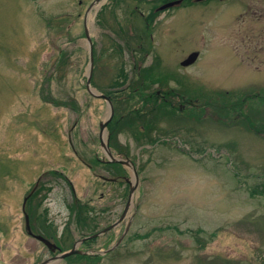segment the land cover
I'll return each instance as SVG.
<instances>
[{"label": "rangeland", "instance_id": "1", "mask_svg": "<svg viewBox=\"0 0 264 264\" xmlns=\"http://www.w3.org/2000/svg\"><path fill=\"white\" fill-rule=\"evenodd\" d=\"M92 1L0 0V264L48 256L25 232L27 193L31 230L65 248L124 212L76 244L95 264H264V0H182L147 18L156 0H102L88 14ZM89 45L92 92L137 83L134 62L139 76L148 67L143 93L174 94L173 114L145 116L140 136L115 97L111 136L99 138L108 105L85 86ZM120 66L128 77L110 85ZM102 143L132 166L104 168ZM72 198L91 208L80 226Z\"/></svg>", "mask_w": 264, "mask_h": 264}, {"label": "trees", "instance_id": "2", "mask_svg": "<svg viewBox=\"0 0 264 264\" xmlns=\"http://www.w3.org/2000/svg\"><path fill=\"white\" fill-rule=\"evenodd\" d=\"M143 70L146 73L143 76H139V71L134 74H135V80H137V83L143 82V85H144V79H145L144 76H147V68L144 67ZM125 77H126V72H124L123 66H120V72L118 74V78L114 77V79H111L110 85L117 84V83L119 84L123 80H126ZM90 82L92 85L98 88V86L92 80ZM137 83L130 84L128 82L127 85L118 89V90H122L120 93L115 91L116 92L115 95L114 96L112 95L109 98L111 100L112 107H113V115L111 116L110 120L106 124V127L110 133L109 136H111L112 127L114 128V125H115L114 121L116 119V117L114 116L115 114V106H114L115 99L114 98L115 97L116 99H120V100L123 99L124 101H126L125 107H123L122 112H120L121 114L118 118H120L121 116L130 115L129 122H126V123L133 124L135 126L133 127L134 131L138 133L140 136H143L142 131L144 128H146V125H147L146 123L152 125V123L145 122V119H144L145 116H148L155 110L158 111L157 114H159V117H163L164 115L170 116L173 114L174 109H175L173 105H169V103H166L163 99H160L155 93H149L148 95L146 93H143L142 87H144L145 85L139 86V84ZM136 91H139V92L136 93ZM108 92L109 91H107L106 95H108ZM235 102L236 101L230 102V105L234 107L236 105ZM231 112L232 110L228 108V111L226 112V114H230ZM140 116H142V119H144L143 121L140 119ZM242 118H243V121L246 122L247 126L253 129V131L258 132V131L263 130V124L261 125L260 124H250L249 119L244 114L242 115ZM116 127H118V125H116ZM140 136L134 134V138L140 137ZM101 165H103L104 168L109 169L112 173L118 172L119 170L118 168L120 166L118 165L117 162H109V161H101ZM84 207L85 205L81 204L79 201L75 202L74 204H71L70 206V212L74 213L75 215L74 223L76 225L78 224L80 226L82 223H84V218H81V214L86 211V210L83 211V209H87ZM87 258L90 259L88 256ZM78 263L86 264L84 261L80 262L79 260H77L75 264H78ZM87 264H92V260H90V262Z\"/></svg>", "mask_w": 264, "mask_h": 264}, {"label": "water", "instance_id": "3", "mask_svg": "<svg viewBox=\"0 0 264 264\" xmlns=\"http://www.w3.org/2000/svg\"><path fill=\"white\" fill-rule=\"evenodd\" d=\"M96 1V0H94ZM92 1L90 3V5L87 7V9L90 8L91 4L94 2ZM179 0L177 1H171V2H168L164 5H161L159 6L158 8H162V7H165V6H168V5H172V4H176ZM84 34L86 36V39H88V35H87V31L86 29L84 28ZM198 52L197 50H193L191 52H189L181 61L180 63L182 65H188L190 63H192L194 61V59L196 58ZM89 69H88V76L86 77V82H85V86L87 87L88 91H90V93L92 94H95L97 96H100L101 98L105 99V101L107 102L108 104V112H107V115L105 116V118L103 120H101L99 123H98V137L100 138V134L101 132L104 130L105 128V125L107 123V121L110 119L111 115H112V105L108 99V96H106L104 93H94L92 92L90 89H89V75H90V72H91V62H92V55H91V45H89ZM101 140V139H100ZM102 141V140H101ZM103 144V143H102ZM106 144V142H105ZM103 147L105 149V151L107 152V155H109V160H113V161H119L120 163L124 164V165H127V164H130L129 160L128 159H117V158H113L109 151L107 150V147L103 144ZM131 165V164H130ZM133 173H134V176H135V179H136V174H135V171L133 170ZM129 190H131L129 188ZM25 199H26V196L23 197L22 199V204H21V209L23 211V215H24V229L26 231L27 234H30L32 235L33 237H35L36 239L40 240L44 245H46L48 247L49 250L51 251H54L55 249H57L58 247L56 246V244L50 240H48L47 238L43 237L42 235L40 234H36V233H33L31 230H30V227H29V224H28V218H27V214L25 213L24 211V202H25ZM119 221V218L117 220H115L114 222H112L111 224L105 226L104 228L100 229L99 231H96L95 233L91 234V235H88V236H94V235H97L101 232H103L104 230H106L107 228L115 225L117 222ZM124 232V231H123ZM123 232L121 233V235L123 234ZM85 237L87 236H84V237H81L79 238L78 241H81L82 239H84ZM120 238V237H119ZM119 238L117 239V241L110 245L109 247H107L105 250H108L110 248H112L114 245H116V243L118 242ZM83 251L79 250L78 248H76L75 246V243L72 244V246L69 248V249H66L64 251H59V252H56L53 256L49 257V258H45L41 261H39L37 264H45L48 260L50 259H54V258H62L68 254H71V253H81Z\"/></svg>", "mask_w": 264, "mask_h": 264}, {"label": "flooded vegetation", "instance_id": "4", "mask_svg": "<svg viewBox=\"0 0 264 264\" xmlns=\"http://www.w3.org/2000/svg\"><path fill=\"white\" fill-rule=\"evenodd\" d=\"M154 1V0H153ZM157 2H152V7H151V11L152 12H150V8H149V11H147V14H146V16H145V18H147V15L148 16H150V14L151 13H153V15H154V11H156V10H154V9H156V8H158L159 6H161V5H164V4H166V3H168V2H171V1H177V0H156ZM202 1H207V0H202ZM201 1V2H202ZM179 2H182V0H179L177 3H179ZM157 6V7H156ZM163 9H167L166 7L165 8H163ZM156 92L158 93V94H160V95H163V93H161V92H159L158 90H156ZM183 96V95H182ZM193 99V98H192ZM189 101H191V103L194 105V101H195V98H194V100H189ZM29 194V193H28ZM27 213V212H26ZM123 214L124 213H119V215L116 217V218H120L121 217V219L123 218ZM28 215V214H27ZM83 216H84V219H85V214H84V212H83ZM120 219V220H121ZM28 220H29V217H28ZM85 221V220H84ZM105 226V225H104ZM104 226H102V227H104ZM112 229V228H111ZM111 229H109L108 231H110ZM36 232H41V233H46V232H44L41 228H39L38 229V227H36V229H34ZM47 234V233H46ZM80 243H86L85 241H81ZM59 244H60V242H59ZM61 245V244H60ZM85 252H82V253H74V254H72L71 255V257H70V263L69 264H72V262H74V264L76 263V261L77 260H79L80 262L81 261H84L86 264L87 263H89L90 262V260L87 258V255H91V254H89L86 250H84ZM49 255H51V254H53L52 253V251H49ZM92 254H97L96 252L95 253H93L92 252ZM77 258H79V259H77ZM81 258V259H80Z\"/></svg>", "mask_w": 264, "mask_h": 264}, {"label": "bare ground", "instance_id": "5", "mask_svg": "<svg viewBox=\"0 0 264 264\" xmlns=\"http://www.w3.org/2000/svg\"><path fill=\"white\" fill-rule=\"evenodd\" d=\"M101 1H102V0H99V1H97V2H96V1L93 2L92 5H91V7H90V9L87 11V13H88V14H92V12H93L92 10H94L95 8H97V5H98ZM88 14H87V15H88ZM123 166H125V165H123Z\"/></svg>", "mask_w": 264, "mask_h": 264}]
</instances>
